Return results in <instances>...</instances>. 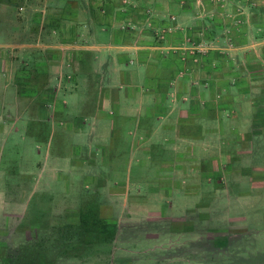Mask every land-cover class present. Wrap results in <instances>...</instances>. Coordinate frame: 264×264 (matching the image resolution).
<instances>
[{"label":"rangeland","instance_id":"rangeland-1","mask_svg":"<svg viewBox=\"0 0 264 264\" xmlns=\"http://www.w3.org/2000/svg\"><path fill=\"white\" fill-rule=\"evenodd\" d=\"M33 1L35 7L28 0H6L14 6L13 13L1 15L3 21L10 18L21 20V29L18 30L21 39L27 40L33 33L31 31L28 35L27 25L32 30L37 26L35 23L38 22L39 15L30 10L42 5L43 0H31ZM213 1L217 7L225 2ZM239 1L227 0L229 8L240 4ZM97 2L99 1L94 0L95 6ZM48 3L56 10L65 7L63 0H48ZM18 5L25 8H17ZM102 5L103 3L98 6ZM248 5L253 6L251 3ZM252 8L263 9L256 4ZM233 9L227 10L232 13L228 16L227 24L237 21L243 23L245 18H236ZM51 19L54 21L55 17ZM250 29L248 27V31H243L245 41L237 50V60L234 59V47L224 44L221 37L217 38V43L191 40L189 44L178 48L179 56L184 58L181 69L185 70L184 74L189 72L190 83L197 86V92L192 94L195 99H189L188 96L183 99L185 102L182 111L177 109L174 116L183 115L196 121L223 117L224 120H233L231 116L234 110L229 113L233 105L226 109L229 110L228 115L223 107L220 110L218 108L225 105L226 100L242 102L241 97H246L238 92L242 90L259 107L254 117L258 121H264V44L255 46L249 41L253 40ZM197 32V36H201L200 31ZM226 33L222 35L223 40ZM0 36L3 41L12 40L1 33ZM241 39L242 37L239 38ZM49 40L54 45L58 44L52 37ZM51 49H58L57 59H70L74 54L71 48H64L66 50L61 54L59 51L62 50L59 48ZM23 66L25 68H17L15 75L21 81L18 93L24 101H21L19 109L0 106V264H39L37 258L41 261L40 264H216L220 255L212 250L213 245L225 247L230 256L231 253L239 252V255L253 260L264 259V185L246 184L251 177L258 175L261 177V184H264V173L234 172L232 178L237 180L231 178L226 182L229 194L239 189L241 184L244 188L249 186V191L254 195L251 204L236 203L227 194L221 193L218 184L222 175L217 169L223 164L219 151H223L226 146L229 150L231 146L221 143V139H228V133L234 136L235 132L231 130L236 127L227 126L220 132L219 125L211 126L213 133L210 141L201 144V148L207 150L202 151L204 154L196 150L193 157L187 153L159 157L154 152L156 142H153L152 151H149L151 157L129 159L125 157L127 143L123 137L117 144L118 150L105 154V158L99 154L94 156L91 152L87 156L84 149L89 151L88 148L94 141L75 139L74 125H68L66 132L65 125L45 124L43 120H37L46 117L70 119L77 116L78 113L74 110L63 112L57 107L53 111L52 107L58 104L56 96L34 95L37 105L48 104L50 97L53 98L49 108L52 110L50 115L44 109L31 114L27 112V83L34 76L37 81L38 74L29 71L27 64ZM206 78L211 80L208 85L202 86V81ZM187 83L188 80L186 85ZM221 84L224 86L218 88ZM187 87L188 85L185 92L189 89ZM35 91H38L37 87ZM43 97L47 99L44 100ZM191 106L193 111L190 110ZM249 106L246 104L245 108L240 109L238 114L241 118L251 116ZM185 108H188L190 114L184 111ZM9 118L15 122H8ZM16 122L20 124L17 125ZM191 128V125L182 127L183 131ZM119 129L124 127L120 126ZM193 129L200 134L203 127L198 123ZM248 130V127L246 130L239 127L238 132L241 134L238 136L245 137L243 132ZM260 136V141H255L252 145L255 148L257 146V150L236 155L237 158L233 160L235 167H264V137ZM243 139L238 137L239 144L248 145V139ZM231 150L235 151L233 146ZM55 154L68 155L69 158L60 161V157H55ZM247 154L252 155L245 158ZM139 160H143L142 166L146 161L149 162L145 169L134 165ZM161 160L165 163L163 168L169 166L173 169V165L182 167L184 164L194 163L196 166L207 165L206 167L214 168H209L211 172L202 175L171 170L159 173L156 162ZM130 161L132 165L126 171ZM83 163L84 167L77 168L76 165ZM93 163L99 165V170L97 167H88ZM257 167L253 171H259ZM188 181L191 183L189 189L186 186ZM204 182L205 185L202 184ZM179 184L184 185V191L174 189ZM184 192H193L195 195L182 196ZM80 216L85 220L81 221ZM93 217L98 221L91 222ZM81 228L85 232L80 233ZM59 245L81 246L84 251L80 254L77 252L75 257L66 256L63 259L52 249ZM228 258L223 264H230Z\"/></svg>","mask_w":264,"mask_h":264},{"label":"crops","instance_id":"crops-1","mask_svg":"<svg viewBox=\"0 0 264 264\" xmlns=\"http://www.w3.org/2000/svg\"><path fill=\"white\" fill-rule=\"evenodd\" d=\"M96 1L99 2L95 6L94 0H63L65 7L56 10L49 6L48 0H43L42 5L29 9L31 12H37L39 16L34 30L30 25L26 26L28 35L31 31L33 33L25 40L19 38L18 30L21 29L19 18H10L7 21L1 19V15L13 13L14 6L6 0H0V33L12 39L3 41L0 36V106L19 109L21 101L24 100L18 93L21 81L15 72L18 71L17 68H25L23 65L27 64L29 71L38 74L37 81L34 76L27 83L29 95L27 112L31 114L36 113L38 109H44L50 115L57 107L63 112L76 111L78 114L75 118L57 120L46 117L37 120H43L45 124L65 125L66 132L68 125H74L75 139L83 142L85 139L87 142L94 141L88 148L89 151L84 149L87 156L91 152L90 154L94 156L99 154L105 158V154L118 150L117 144L123 137L127 143L124 150L125 157L129 159L151 157L149 151H152L153 142H156L154 152H157L156 155L159 157L173 156L174 153L176 155L187 153L193 157L196 150L201 154H204L202 151L207 150L202 149L201 144L210 141L213 133L211 126L219 125L220 132H223L227 126L236 127L231 130L235 132L234 136L228 135L230 134L227 132L228 128L225 131L228 133L226 135L228 139L225 141L221 139V143L231 146L229 150L226 146L223 151H219L223 164L217 167L222 175L218 184L221 193L227 194L228 198L236 203L251 204L254 195L249 191V186L254 184L263 186L260 175L251 177L252 179L246 183L248 187L244 188L241 184L239 189L231 194L227 193L229 189L226 182L235 175L234 172L264 173L262 166L247 165L241 169L233 164L238 153L257 150V146L255 148L252 145L255 141H260V135L264 137V121H258L254 117L259 107H256L255 101L246 91L239 90L243 97L246 95L245 98L241 97L242 102L226 100L225 105L218 108L220 110L223 107V111L228 115L229 110L226 109L233 105L229 112L232 113L234 110L231 116L233 120H224L223 117L196 121L183 115L174 116L177 109L182 111L185 102L183 99H186V96L195 99L192 94L197 92V86L190 83L189 72H186L188 74L186 75L183 72L185 70L181 69L184 58L179 56L178 48L183 44H189L191 40L217 43V38L221 37L219 39L224 44L234 47L232 48L235 50L234 59L237 60L239 57L237 50L245 41L243 31H248V27L253 33V40L249 41L255 46L264 44V0H240V4L231 8L227 0L220 5L221 7H217L213 0ZM230 1L236 2V0ZM28 2L31 6H36L35 1L28 0ZM102 3L103 5L99 7L98 5ZM248 3L253 6H247ZM255 4L263 9L254 10L252 7ZM23 7L25 8V6H17V8ZM232 8L236 18L241 17L239 18L241 20L245 18L243 23L237 21L227 24L228 16L232 14L227 10L231 11ZM51 17H55V20L53 21ZM197 31H200L201 36H197ZM225 33L226 37L223 40L222 35ZM50 37L58 44H52ZM51 48L62 50L59 54L66 50L64 48H71L74 54L70 59H57L58 49ZM191 71L195 72L193 69ZM187 80L189 89L185 92ZM209 80L211 79L206 78L202 81V86L208 85ZM178 84L179 87L176 88ZM180 84L183 86L180 87ZM223 86L224 84H221L218 88ZM36 93L56 96L58 104L54 105L52 110L49 109L53 100L50 97V103L37 105L36 96L34 97ZM246 104L250 105L251 116L241 118L238 113ZM190 108L193 111L194 108L192 106ZM184 111L190 114L188 108ZM7 121L15 122L12 118ZM16 123L20 124V122ZM198 123L203 127L200 134L195 133L193 129ZM185 125H191L192 128L183 131L182 127ZM120 126L124 129H119ZM239 127H243V130L248 127L249 130L243 132L245 137L238 136L241 134L238 132ZM238 137L248 139L250 145H240ZM232 146L235 151L231 150ZM251 155L247 154L244 157ZM55 157H60V161L69 158L68 155L61 154H55ZM94 163L88 167H97L99 170V165ZM142 163L143 160H139L137 163L134 162V165L139 169L140 167L145 169L149 162L146 161L144 166L141 165ZM163 164L165 163L162 160L156 162L159 173L171 170L176 173L202 175L210 173L209 168H214L206 167L207 165L196 166L194 163L184 164L185 166L182 167L173 165V169H170L169 166L163 168ZM131 165V161L128 162L125 170L129 171ZM76 166L84 167V163ZM256 167L259 169L257 172L253 171ZM89 171L91 172L90 169ZM202 184L205 185V182ZM186 186L189 189L190 181ZM174 189L184 191L185 188L183 184H179V187ZM185 195L193 197L195 194L184 192L182 196ZM212 250L220 255V260H217L216 264L225 263L230 256L225 247L213 245ZM228 261L230 264H264V259L253 260L251 257L239 255V252L231 253Z\"/></svg>","mask_w":264,"mask_h":264},{"label":"trees","instance_id":"trees-1","mask_svg":"<svg viewBox=\"0 0 264 264\" xmlns=\"http://www.w3.org/2000/svg\"><path fill=\"white\" fill-rule=\"evenodd\" d=\"M80 218H81V221H83V220H85V219H83L84 217L83 216H80ZM97 219V218H96ZM94 217L93 218H91L90 219V221L91 222H95V221H98V220H96ZM67 227V226H66ZM42 232V231H41ZM51 232L52 233H54V231L53 230H51ZM67 232V231H66ZM79 232L80 233H83V232H85L84 231V229L83 228H81V229H79ZM59 234H61V233H59ZM65 237H66V235H64ZM60 237V236H59ZM64 238V237H63ZM63 238H62V241H64L63 240ZM65 243V242H64ZM33 248H35V250H36V246H34ZM32 248V249H33ZM52 249H54V250H56L57 252H58V257H63V259L64 258H66V256H67V258L68 257H75V255L77 254V252L80 254L81 252H83L84 251V248L83 247H81V246H74V247H65V246H61V245H59V247H56V246H54ZM35 252V251H34ZM13 261V260H12ZM37 262H39V264L41 263V261H39L38 260V258H37Z\"/></svg>","mask_w":264,"mask_h":264}]
</instances>
